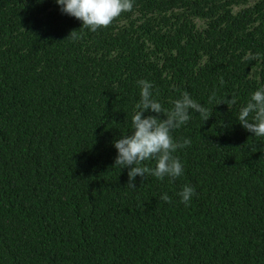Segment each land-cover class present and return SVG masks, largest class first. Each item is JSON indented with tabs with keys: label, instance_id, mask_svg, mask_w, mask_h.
I'll return each mask as SVG.
<instances>
[{
	"label": "trees",
	"instance_id": "1",
	"mask_svg": "<svg viewBox=\"0 0 264 264\" xmlns=\"http://www.w3.org/2000/svg\"><path fill=\"white\" fill-rule=\"evenodd\" d=\"M82 26L56 0H0V264H264V137L238 119L264 87V0H134ZM141 79L212 116L173 130L181 177L134 189L114 142Z\"/></svg>",
	"mask_w": 264,
	"mask_h": 264
},
{
	"label": "clouds",
	"instance_id": "2",
	"mask_svg": "<svg viewBox=\"0 0 264 264\" xmlns=\"http://www.w3.org/2000/svg\"><path fill=\"white\" fill-rule=\"evenodd\" d=\"M61 5V11L83 23L82 28L96 32L101 28H108L125 12H131L134 0H56ZM73 31L70 37H75ZM140 86V101L136 104V113L132 117L133 132L122 136L114 142L118 155L114 167L128 168L129 182L127 186L136 188L137 176L146 178L154 176L159 180L165 177L175 180L184 174V166L179 157L173 153L178 149L191 145L190 138H183L177 142L172 135L173 130L187 124L192 118L191 111L199 114L206 122L211 116V111L194 100L188 92H183L181 98L174 100L171 110L163 108L162 104L154 98L153 84L148 80L137 81ZM223 84V78H221ZM215 93L209 98L212 102ZM229 110L236 105V98L226 99L224 102ZM218 103V104H221ZM217 104V105H218ZM145 112L156 113L148 115ZM161 115L164 118H160ZM239 123L256 137H264V87L252 93L246 106L239 112ZM155 161V167L147 166L146 162ZM181 203L189 206L195 195L194 187L184 185L178 193ZM166 203H172L171 197L164 193L161 197Z\"/></svg>",
	"mask_w": 264,
	"mask_h": 264
}]
</instances>
